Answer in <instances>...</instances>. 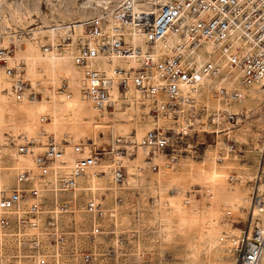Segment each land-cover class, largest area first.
<instances>
[{
  "label": "built area",
  "instance_id": "built-area-1",
  "mask_svg": "<svg viewBox=\"0 0 264 264\" xmlns=\"http://www.w3.org/2000/svg\"><path fill=\"white\" fill-rule=\"evenodd\" d=\"M41 3L0 0V9L9 4L7 19L28 21L38 18L34 10ZM63 28L69 30L61 48L72 53L71 60L81 68L78 88L93 111L115 109L118 102L129 106L132 96L148 107L143 117L151 120V128L142 135L118 134L110 149L102 151H96V142L89 138V154L87 145L72 139L59 143L51 134L39 146V139L27 136L17 153L32 157L34 167H14L13 185L0 189V264L24 256L25 248L33 264H90L113 215L103 197L91 196L79 205L81 192L87 191L80 187L91 183V174L101 166L112 172L113 184L121 186L128 157L137 171L164 178L205 152L193 145L200 136L214 137L220 146L216 159L224 162L237 151L233 133L243 112L224 113L222 107L241 101L245 89L264 85V0H114L98 14ZM42 32L15 31L13 47L2 46L3 37L11 33L0 32V74L5 77L0 92H8L15 103L40 101L49 91L28 77L19 55L24 41ZM59 80L58 92L70 88L68 80ZM204 122L212 129L197 131ZM70 151L72 160L66 158ZM107 153L117 158L103 165ZM252 183L245 225L228 243L238 264H262L264 258V149ZM186 202L193 203L191 198ZM77 210L89 218L86 241L91 248L81 259L77 246L70 255L64 253L67 241L60 231L61 223L73 219L70 214ZM9 243L15 245L11 253ZM145 255L138 252L137 259L145 260Z\"/></svg>",
  "mask_w": 264,
  "mask_h": 264
},
{
  "label": "rangeland",
  "instance_id": "rangeland-1",
  "mask_svg": "<svg viewBox=\"0 0 264 264\" xmlns=\"http://www.w3.org/2000/svg\"><path fill=\"white\" fill-rule=\"evenodd\" d=\"M97 1L42 0L41 6L37 5L34 10V16L37 15L38 18L28 21L7 19L5 16L11 6L2 5L0 32L11 33L3 37L2 46L13 47L15 31L23 29L30 32L31 29L35 31L38 28L43 32L27 38L20 47L19 55L24 59L28 55L26 49L28 45H31L38 48L41 54L53 51V55L63 56L68 52L62 50L61 43L69 29L60 28L70 25L76 19L98 14L106 3L114 0H99L100 4ZM12 8L16 9L17 6L12 5ZM53 29L56 30L53 31ZM43 45L46 48L42 47ZM66 55H72V53ZM70 64L75 65L71 59ZM29 69L27 65L28 77L32 79L29 76ZM75 69L79 72L80 78L81 68L75 66ZM37 71L41 72L39 81L42 84L47 83L44 86L49 91L44 92L41 101L48 105L49 111L37 115V127L31 134L16 136L18 129L23 125L16 119L11 123H0V149L3 151L0 154L2 189L13 185L14 167H34L32 157L17 153V146L24 142L27 136L39 139L41 143L38 144L39 146L45 145L49 136L53 134L59 143H64L65 139H72L73 142L82 143L89 148L88 144L91 142L89 138H92L96 142V151H102L103 148L110 149L112 140L118 134H126L130 131H136L138 135L144 134L146 129L143 126L151 122L150 119H144L143 112L146 110L143 106L125 105L119 110L109 109L110 113L106 117L102 116L104 111L98 113L95 116L96 119L99 121L105 119L108 126L97 128L98 126L92 124L95 122L93 118L67 113L64 104H59L58 100L53 97L57 94L53 89L57 88L56 91H58L57 86L60 80L57 79V84L54 85L52 82L54 80L46 71L45 63L38 64ZM57 77L60 78V74ZM79 78L76 77L74 82L70 83L74 85ZM65 79L70 81L68 78ZM257 87L259 85L244 91V101L237 109L243 112V115L239 116V123L234 127L233 135L238 146L236 153H232L227 160L215 167L211 159L218 155L220 149L215 151L210 147L211 150L207 156L202 152L195 159L185 160L180 168L165 174L164 178H158L157 174L149 170L137 171L134 169L135 161L133 162L128 157L125 158L126 178L121 186L113 184L110 170L103 171L105 168L101 166L98 168V178L95 183L101 190L82 191L79 205L84 204L85 200L91 196L103 197L113 215L109 216L110 218L106 221L109 227L99 238L93 261L90 264H238L237 253L228 243L232 237L240 233L245 225L253 187L252 181L260 165V155L264 149V99L256 97L257 93L254 89ZM62 92L75 98L79 90L65 87L60 90V93ZM2 95L6 96V100L1 99ZM79 96L82 97L80 92ZM10 97L8 92H0V105L3 111L18 105ZM30 105L34 104L30 103ZM235 105L237 103L233 104L231 109L235 110ZM116 111H133L137 114L135 120L124 123L120 122V117L115 114ZM45 115L48 119L42 120ZM62 117L66 121L65 127L55 128V120ZM73 121L80 126L78 131L72 130ZM209 143H214L213 136L207 138L200 136L193 145L202 150ZM102 157L103 160L100 163L110 165L114 163V157L116 159L117 154L107 153ZM66 158L72 160L75 155L70 151ZM214 168L224 174L223 183L229 191L247 193L245 201L237 204L236 210L232 207L233 203L226 205L225 202H221L218 204L219 207L216 206V203L212 201L214 200L213 192L204 185H196L195 179L200 177L201 170L209 173ZM231 175L236 176L237 179L231 180ZM188 198H191L192 204L186 202ZM216 207H218V213ZM70 215L73 219H65L68 223L63 222L60 225V231L64 233L65 241H67L64 253L70 255V249L77 246V257L81 259L82 253L91 248L86 241L89 218L82 210H77ZM7 249L11 253L15 250V245L9 243ZM24 250V256L4 260V264H33V260L29 258L30 251L27 248ZM138 252L146 253L145 260L137 259ZM262 264H264V258Z\"/></svg>",
  "mask_w": 264,
  "mask_h": 264
},
{
  "label": "bare ground",
  "instance_id": "bare-ground-1",
  "mask_svg": "<svg viewBox=\"0 0 264 264\" xmlns=\"http://www.w3.org/2000/svg\"><path fill=\"white\" fill-rule=\"evenodd\" d=\"M97 2H98V4L101 3L99 0ZM172 46L173 45H170L169 48H172ZM22 52H25V51H22ZM26 52H28L27 53L28 55L24 59H25V63L30 67L28 72L30 73L29 76H31L32 79H35V81L39 80V77L41 76V72L37 71V66L40 63H45L46 71L48 72L50 77L54 80V81H52V82H54V85L57 84L56 83L57 79L59 80L62 78L64 80H67L65 78H68L70 80L69 86L72 88V90H74L75 88H78L76 86H78L79 80H77L74 85L71 84L74 82L73 80L76 79V77L79 78L78 77L79 72L75 69V65L70 64V59L72 58L71 55L65 54L63 56L57 57V56L53 55L52 52H49V51H46V52L41 54L38 51V48H34L31 45H28ZM59 74H60V78L57 77ZM61 75H62V77H61ZM4 80H5L4 75L0 74V83H2ZM44 84L47 85V83H44ZM251 88H254V86L249 87V88L245 89L244 91H246V90L248 91ZM56 90H57V88L53 89V91H55L59 95L56 94V95H53V97H55L56 100H58L59 104H64V107H65L67 113H72V114L78 115L79 117L87 116L89 118H93V120L95 122L92 124H95L96 126H98L97 128H100V127L103 128V127L108 126V125H106L105 119L101 120V121L96 119L97 117H95V116L98 115V113L94 112L93 109L91 108V106L81 96H79V92H80L79 88H78L79 92L76 93L77 96L75 98H71L66 93H64V92L60 93ZM254 90H255V93H257L256 97H258V99H264V85H261V86L255 88ZM244 98H245V95H244ZM244 98L241 101L237 102V105H235V110L231 109L230 107L223 106L222 112H224V113L229 112V113L240 115L241 111L237 110V109L239 108L238 106H240V104L244 101ZM1 99L6 100V96L2 95ZM28 104L27 103H21V104L18 103L17 106H13V108H11L9 110L7 109L5 111H3L4 109L0 105V123L1 122H7V123L10 122L11 123V121L14 119L23 123V125H21L20 128L18 129L16 136H22L23 134H26V133H30V134L33 133L32 132L33 129L35 127H37L36 126L37 115L40 113H44V112L49 111L48 105L45 102L43 103V101H41V100L35 101L33 103L34 105H30V103H28ZM129 106L140 107L142 105H140L139 102L135 101L131 96ZM119 108H122V106L118 102L115 109L119 110ZM147 108H148L147 106H144V109L147 110ZM109 113H110L109 110H105L102 116L106 117L107 114H109ZM115 114L118 115V117H120V122L125 123V122H131V121L135 120V118H136L135 115L137 113L134 114L133 111L132 112L131 111H128V112L116 111ZM239 119H238V123H239ZM73 123L74 124H72V130L78 131L80 129V126L77 124L76 121H73ZM65 125H66V121L63 117L56 119L54 122V127L57 129H62L65 127ZM143 128H145L147 131L149 128H151V124L146 123V125H144ZM211 129H212L211 125L207 122H204V123L199 124V128L197 129V131H207V130H211ZM105 142H107V141H105ZM210 147L215 149V151L218 148L220 149V146L218 144L209 143V144H207L205 152H204L205 156H207L210 153V151H209V150H211ZM86 148H87L86 154H89L91 152V150L88 146ZM2 152L3 151L0 150V154ZM228 158L229 157H227V159ZM211 161H212L211 163L214 167L217 164H219V162L215 156L212 157ZM224 177L225 176L223 173L218 171V169L214 168L209 173H206L205 170L204 171L201 170L200 177L196 178L195 180H196V185H204L209 190H211L213 192L212 197L214 198V200L212 199V201L216 203V206H218V204L221 202H225L226 205L233 203L232 207L235 208V210H236L238 208L237 204H241L242 202L245 201V199H246L245 196L247 193H245V192L240 193L237 191H229L223 183ZM96 178H98V177H97V173L95 171L90 176L91 183H89L87 185H82L80 188L81 189L83 188L84 190H87V191H93V192H95L97 190H101L100 188L97 187V185L95 183ZM2 188H3V186L0 185V189H2ZM209 197H210V194H209ZM210 200H211V197H210ZM218 207H216L217 213L219 212Z\"/></svg>",
  "mask_w": 264,
  "mask_h": 264
}]
</instances>
